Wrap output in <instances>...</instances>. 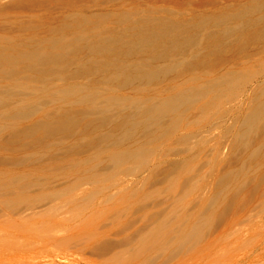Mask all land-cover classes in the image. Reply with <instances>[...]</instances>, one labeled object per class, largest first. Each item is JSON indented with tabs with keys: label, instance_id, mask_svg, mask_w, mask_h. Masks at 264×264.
<instances>
[{
	"label": "rangeland",
	"instance_id": "1",
	"mask_svg": "<svg viewBox=\"0 0 264 264\" xmlns=\"http://www.w3.org/2000/svg\"><path fill=\"white\" fill-rule=\"evenodd\" d=\"M2 47L42 58L0 64V264H264V0H0Z\"/></svg>",
	"mask_w": 264,
	"mask_h": 264
},
{
	"label": "bare ground",
	"instance_id": "2",
	"mask_svg": "<svg viewBox=\"0 0 264 264\" xmlns=\"http://www.w3.org/2000/svg\"><path fill=\"white\" fill-rule=\"evenodd\" d=\"M161 27H156L153 30L149 29L148 32H143L142 36L140 37L139 41H145L148 39L155 40V39H161L164 41V43H160L156 40L157 45L163 46V47H170V42H175V46H179V37L181 36L182 32L185 30V27L181 24H170L165 21L158 22ZM173 29V36L172 38L168 39L166 31H170ZM155 37V39H154ZM111 40V39H106ZM121 39L113 40V42H119ZM106 42H101V44H105ZM95 49V48H94ZM166 52V51H165ZM165 52L162 53L165 54ZM33 58L36 57L38 59L42 58L41 55H37L35 51H24L22 52V49L20 50H14L9 48H0V64H11L14 59L17 58ZM119 70L117 74L112 75V78H120L123 81H130L137 77H147V76H154L156 74L155 69H145L141 64H136L133 66L118 64ZM12 72L13 70H9ZM78 88L77 85H69V90H76ZM188 96H190L189 88L188 90H182L179 89L176 92H174L170 98L164 99L160 102L148 100L146 102H136L132 101L130 107H132L135 112L133 115L131 113H123L122 116L126 119V123L128 127L130 125H137L140 121L139 118H133L134 115L139 112L143 111V114L146 115L145 121L148 120H158L162 117L164 112L175 110L177 109L181 104L187 101ZM89 97L88 94H83L82 99H87ZM3 98L0 101V104H4L7 102V100ZM129 102V101H128ZM107 108V107H106ZM109 111V110H108ZM10 115L13 116H21L22 115V103H17L10 111ZM108 116L106 115V118ZM79 120V112L75 111L74 109L68 108H60L55 116L52 117H46L39 122L35 124V127H56L59 129H70L69 127H73L74 124ZM15 259V257H13ZM22 258L20 259V261ZM19 260L17 259V262ZM22 262V261H21ZM12 263H14L12 261ZM16 263V261H15ZM37 263V262H36ZM19 264V263H18ZM22 264V263H20ZM35 264V263H34Z\"/></svg>",
	"mask_w": 264,
	"mask_h": 264
}]
</instances>
